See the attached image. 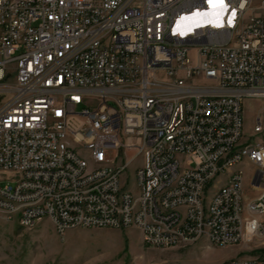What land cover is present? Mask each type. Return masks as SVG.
Segmentation results:
<instances>
[{
    "label": "built area",
    "instance_id": "obj_1",
    "mask_svg": "<svg viewBox=\"0 0 264 264\" xmlns=\"http://www.w3.org/2000/svg\"><path fill=\"white\" fill-rule=\"evenodd\" d=\"M253 2L0 0V218L26 229L49 218L60 237L135 227L144 246L162 249L202 235L221 248L263 238L264 142L242 141L244 100L264 110V0ZM195 18L217 35L192 29ZM262 134L260 113L252 138ZM75 152L91 155V166ZM137 156L134 194L121 176ZM242 163L253 167L255 197L243 169L228 176ZM220 175L229 189L208 195Z\"/></svg>",
    "mask_w": 264,
    "mask_h": 264
},
{
    "label": "rangeland",
    "instance_id": "obj_2",
    "mask_svg": "<svg viewBox=\"0 0 264 264\" xmlns=\"http://www.w3.org/2000/svg\"><path fill=\"white\" fill-rule=\"evenodd\" d=\"M263 0H254L259 7ZM264 120L260 99L246 98L243 103L244 136L242 141L264 142V134L252 138L259 114ZM129 159L135 152L128 153ZM143 163L137 156L121 176L123 188L138 194L136 168ZM238 168L245 174L244 192L249 198L258 193L251 186L253 167L242 163ZM218 176L208 185V195L214 194L226 182ZM264 257V237L241 242L229 248L212 244L206 236L183 248H154L144 246L139 229L77 228L60 237L49 218L26 229L17 221L0 218V264H225L236 258Z\"/></svg>",
    "mask_w": 264,
    "mask_h": 264
},
{
    "label": "bare ground",
    "instance_id": "obj_3",
    "mask_svg": "<svg viewBox=\"0 0 264 264\" xmlns=\"http://www.w3.org/2000/svg\"><path fill=\"white\" fill-rule=\"evenodd\" d=\"M209 28V36L217 35V28L210 27V23L207 18H195L192 20V29L194 30H207ZM127 91H135V84H127ZM70 141H79V133H69ZM79 143H67V151H78ZM75 159H77L83 166H91V155L84 152H75ZM138 171V167L136 168ZM242 173V169L238 166H233L228 169V176H237ZM221 189H229V182H226L221 186ZM220 194V188L214 193ZM167 197V189H157V200H165ZM2 204H11L12 196H1ZM32 210V203H19L20 212H30ZM176 216H184V208H176ZM8 221L7 219H4ZM19 226L24 227V222H18ZM33 228V227H31ZM57 233L59 234V226H55ZM214 245H216V238L211 235H202ZM176 245H184V237H176Z\"/></svg>",
    "mask_w": 264,
    "mask_h": 264
},
{
    "label": "snow or ice",
    "instance_id": "obj_4",
    "mask_svg": "<svg viewBox=\"0 0 264 264\" xmlns=\"http://www.w3.org/2000/svg\"><path fill=\"white\" fill-rule=\"evenodd\" d=\"M207 2L212 8H223L224 7V0H207ZM196 15H200V14H196ZM184 19H191V18L189 17V18H184ZM209 23H211V21H209ZM177 27L178 28L180 27L179 22L177 24Z\"/></svg>",
    "mask_w": 264,
    "mask_h": 264
}]
</instances>
